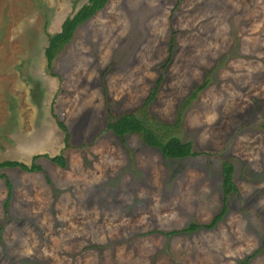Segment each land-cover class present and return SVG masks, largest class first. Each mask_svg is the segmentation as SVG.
<instances>
[{
	"label": "rangeland",
	"instance_id": "1",
	"mask_svg": "<svg viewBox=\"0 0 264 264\" xmlns=\"http://www.w3.org/2000/svg\"><path fill=\"white\" fill-rule=\"evenodd\" d=\"M86 1L0 0V161L40 166L0 169V264H264V0H109L49 65ZM124 111L197 153L115 135ZM225 160L226 213L183 231L221 209Z\"/></svg>",
	"mask_w": 264,
	"mask_h": 264
},
{
	"label": "trees",
	"instance_id": "2",
	"mask_svg": "<svg viewBox=\"0 0 264 264\" xmlns=\"http://www.w3.org/2000/svg\"><path fill=\"white\" fill-rule=\"evenodd\" d=\"M109 0H87L79 8L73 10L68 14L61 23L60 29L48 36V43L44 49V54L50 65L54 57L61 52V50L70 42L72 39L76 28L83 24L86 20L92 17L98 10L102 9ZM171 51V48H170ZM161 85V76L158 78L156 85L152 88L144 106H148L151 100L157 93L158 87ZM202 87L199 86L196 90H200ZM196 95L192 93L189 100ZM59 126L66 132L65 124L62 121L58 122ZM106 128L111 130L115 135L123 138L128 133L137 134L143 143L147 146L157 148L163 157L166 158H185L191 155H195L197 151L193 150L192 144L189 141H182L177 136H169L165 138L149 125L145 120L136 116L131 111H124L118 114H109L106 122ZM66 140L69 137L68 132L65 134ZM52 161L56 162L59 166H65L64 157L61 155L54 156L50 158ZM18 166L23 171H34L39 169V165L31 164L27 165L21 161L16 160H2L0 161V169L2 168H13ZM222 168V206L218 213H216L208 223L199 224L196 222H191L187 227H184L183 231H194L198 228H213L218 221L222 219L227 210V198L230 193L237 192V187L233 181V164L225 160L221 164ZM4 173L0 172V177H4ZM6 183L8 184L9 190L7 197L4 201V207L7 210L9 200H10V188L11 183L8 178H6ZM176 231H171L170 233H175ZM252 257L249 255L240 264H246V262Z\"/></svg>",
	"mask_w": 264,
	"mask_h": 264
},
{
	"label": "crops",
	"instance_id": "3",
	"mask_svg": "<svg viewBox=\"0 0 264 264\" xmlns=\"http://www.w3.org/2000/svg\"><path fill=\"white\" fill-rule=\"evenodd\" d=\"M101 10V9H100ZM75 33V32H74ZM74 36V35H73Z\"/></svg>",
	"mask_w": 264,
	"mask_h": 264
}]
</instances>
